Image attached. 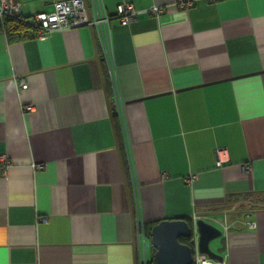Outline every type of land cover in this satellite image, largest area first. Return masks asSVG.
Instances as JSON below:
<instances>
[{
	"label": "crops",
	"instance_id": "obj_1",
	"mask_svg": "<svg viewBox=\"0 0 264 264\" xmlns=\"http://www.w3.org/2000/svg\"><path fill=\"white\" fill-rule=\"evenodd\" d=\"M18 1L28 20L63 0ZM100 1L107 56L89 26L9 42L0 25V264L149 261L133 209L203 218L223 264H264V0Z\"/></svg>",
	"mask_w": 264,
	"mask_h": 264
},
{
	"label": "built area",
	"instance_id": "obj_2",
	"mask_svg": "<svg viewBox=\"0 0 264 264\" xmlns=\"http://www.w3.org/2000/svg\"><path fill=\"white\" fill-rule=\"evenodd\" d=\"M194 0H174V4L179 9H189L192 7ZM159 7H153L150 12L153 14H160ZM22 10L18 0H0V25L3 24L5 18H19L26 20L35 28V37L43 38L46 34L53 31H62L80 26L90 27L96 30L102 39V46L104 47L106 56L108 52V45L110 41L109 27L112 17L108 16L104 10V6L100 0H90V5L87 3V8L84 0H63L54 2L53 10L51 12H39L33 15L30 19H25L21 16ZM136 15V10L132 3H122L116 8V19L121 25H127ZM22 89L27 88V84L23 81L20 83ZM114 110L120 116L121 102L117 95L113 101ZM30 106L26 107L31 111ZM226 151L217 150V166H222L226 163ZM222 156V157H221ZM248 168L249 167H245ZM197 216H195V219ZM199 218V217H198ZM197 218V219H198ZM203 219V218H202ZM138 237L144 236V224L139 220L135 224ZM144 239V238H143ZM198 264H218L208 260L197 258ZM138 264H148L146 259L139 261Z\"/></svg>",
	"mask_w": 264,
	"mask_h": 264
},
{
	"label": "water",
	"instance_id": "obj_3",
	"mask_svg": "<svg viewBox=\"0 0 264 264\" xmlns=\"http://www.w3.org/2000/svg\"><path fill=\"white\" fill-rule=\"evenodd\" d=\"M87 8V0H84ZM91 31L93 29L91 28ZM114 110L113 103L110 104ZM260 201H264V195ZM133 209V204L130 199ZM133 226L135 215L133 209ZM135 228V227H134ZM222 236L221 231L202 218L189 216L187 219L164 220L155 224L150 233L154 248V264H198L197 258L223 264V257L212 250V241ZM180 239L186 243L180 242ZM135 252H136V243Z\"/></svg>",
	"mask_w": 264,
	"mask_h": 264
},
{
	"label": "trees",
	"instance_id": "obj_4",
	"mask_svg": "<svg viewBox=\"0 0 264 264\" xmlns=\"http://www.w3.org/2000/svg\"><path fill=\"white\" fill-rule=\"evenodd\" d=\"M1 28L4 30L9 42H20L27 38L35 37V28L23 19L5 18ZM155 223L144 224L146 233L148 234L147 236L150 235L149 231ZM180 242L186 243L183 239H180ZM148 264H154V260H149Z\"/></svg>",
	"mask_w": 264,
	"mask_h": 264
},
{
	"label": "rangeland",
	"instance_id": "obj_5",
	"mask_svg": "<svg viewBox=\"0 0 264 264\" xmlns=\"http://www.w3.org/2000/svg\"><path fill=\"white\" fill-rule=\"evenodd\" d=\"M150 242H148V248H149ZM149 252H150V248H149Z\"/></svg>",
	"mask_w": 264,
	"mask_h": 264
}]
</instances>
